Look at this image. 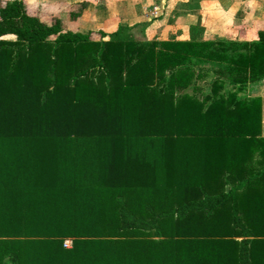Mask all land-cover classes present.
Segmentation results:
<instances>
[{"label":"trees","instance_id":"obj_1","mask_svg":"<svg viewBox=\"0 0 264 264\" xmlns=\"http://www.w3.org/2000/svg\"><path fill=\"white\" fill-rule=\"evenodd\" d=\"M84 6L0 0V264H264L263 101L239 96L264 30L64 28Z\"/></svg>","mask_w":264,"mask_h":264},{"label":"crops","instance_id":"obj_2","mask_svg":"<svg viewBox=\"0 0 264 264\" xmlns=\"http://www.w3.org/2000/svg\"><path fill=\"white\" fill-rule=\"evenodd\" d=\"M36 4L60 2L68 6L85 4L80 21L97 30L127 26L137 37L152 40H257L264 30V0H27ZM68 11L59 12L63 25L71 29ZM76 31V29H71ZM80 30V29H78ZM83 31V30H82ZM213 75V73H211ZM241 97L260 96L263 101L262 135L264 136V77L249 82Z\"/></svg>","mask_w":264,"mask_h":264},{"label":"rangeland","instance_id":"obj_3","mask_svg":"<svg viewBox=\"0 0 264 264\" xmlns=\"http://www.w3.org/2000/svg\"><path fill=\"white\" fill-rule=\"evenodd\" d=\"M84 7H86V6H84ZM68 16H69V15H68ZM80 17H81V15L78 16L76 19H72V18L70 17V20L65 21L64 23H66V22H70V23H71V26H69V28H71V29H76V30L80 29V30H83V31H88V28H89V27H95V25L93 26L92 24H90L89 26H86V25H83L82 22L79 23L80 21L75 22V21H76L77 19H79ZM61 19H62V16H61ZM65 25H66V24H65ZM65 25H64V27H68V26H65ZM89 30H92V31H95V32L98 31V30L95 29V28H91V29H89ZM106 31H111V29H106ZM10 37H11V36H10ZM136 39H137L138 41H146V40H147L146 37H140V36L137 37ZM196 66L200 67L202 70H205V72L207 73V75H206L205 78L199 80V85H200V86L202 87V89H203L202 92H208V86H207V84H208V82L213 78V75H212L211 73H212V71H213L215 68H217L219 65H218L217 63H211V62H200V63H198ZM225 89H231V84L226 85ZM189 91H192V89H189ZM65 242H66L65 245L68 244L67 246H69L71 240L67 239Z\"/></svg>","mask_w":264,"mask_h":264},{"label":"built area","instance_id":"obj_4","mask_svg":"<svg viewBox=\"0 0 264 264\" xmlns=\"http://www.w3.org/2000/svg\"><path fill=\"white\" fill-rule=\"evenodd\" d=\"M68 244H66V246H67ZM71 245V242H70V244H69V246Z\"/></svg>","mask_w":264,"mask_h":264}]
</instances>
